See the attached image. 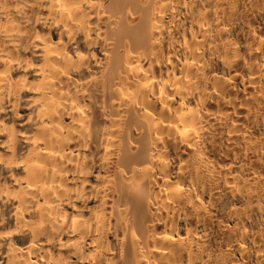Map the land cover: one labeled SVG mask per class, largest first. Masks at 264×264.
<instances>
[{
	"label": "bare ground",
	"instance_id": "6f19581e",
	"mask_svg": "<svg viewBox=\"0 0 264 264\" xmlns=\"http://www.w3.org/2000/svg\"><path fill=\"white\" fill-rule=\"evenodd\" d=\"M0 264H264V0H0Z\"/></svg>",
	"mask_w": 264,
	"mask_h": 264
}]
</instances>
